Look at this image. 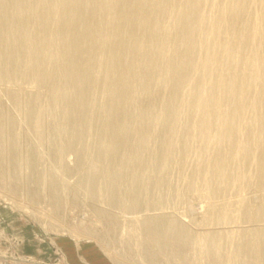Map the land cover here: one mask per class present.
<instances>
[{
  "label": "bare ground",
  "instance_id": "1",
  "mask_svg": "<svg viewBox=\"0 0 264 264\" xmlns=\"http://www.w3.org/2000/svg\"><path fill=\"white\" fill-rule=\"evenodd\" d=\"M258 3L263 8L255 12ZM18 78L45 87V94L9 91V98L18 109L23 103V117L39 138L43 131L50 135L48 156L57 163L51 169L72 171L64 160L71 151L84 171L74 184L57 183L56 201L75 202L82 194L123 216L142 211L146 197L154 196L133 218L140 234L135 246L147 264H188V249L200 264H264V0H0V83ZM248 109L252 118L242 124ZM14 125L0 102V171L20 146ZM238 134L246 139L238 141ZM191 139L201 143L200 160L187 189L202 178L213 196L218 187H242L247 179L259 202L248 206L241 197L234 217L247 225L229 227L234 218L226 210L205 217L197 229L174 214L166 224L164 213H150L162 209L164 198L151 188L171 187L166 174L182 163L179 155L190 154ZM25 148L26 178L20 159H12L6 167L12 183L46 189L40 153L34 145ZM91 158L118 161L115 173L99 174L100 188H111L107 198L94 194L98 175L84 168ZM248 162L254 181L240 170ZM141 165L144 172L129 171ZM92 210L117 224L110 209ZM101 241L107 252L113 248V241ZM114 264L131 263L120 257Z\"/></svg>",
  "mask_w": 264,
  "mask_h": 264
},
{
  "label": "rangeland",
  "instance_id": "2",
  "mask_svg": "<svg viewBox=\"0 0 264 264\" xmlns=\"http://www.w3.org/2000/svg\"><path fill=\"white\" fill-rule=\"evenodd\" d=\"M259 5L261 4L258 3L253 5L252 10L260 11L258 8L262 9L263 4L261 6ZM0 91L1 105L6 110L10 111L16 120V125H14V127L11 126V129L18 132L20 136L19 148L13 150L10 155L8 153V161L5 163L6 166L0 171V264H114V259L120 257L126 258L131 264H147L140 258L135 246V241L140 234L137 233L135 229L136 222L133 218L134 216L137 217L138 215L144 214V207L146 205H151L149 201H151V197L154 196L150 195L146 197L142 211L131 215L127 213L123 216L118 214L119 212L115 208L111 209L105 204L90 201L84 198L82 194L77 196V201L75 202H72L71 199L66 196H62L60 200L57 199L56 201L52 194L56 192L59 193L57 183L60 180L61 182L68 180L69 184H74L84 171L81 168L75 167V154L71 151H67L70 154L65 152L64 160L65 162L67 161L66 165L69 164L68 166L71 168L74 167V169L68 172L65 167H62L60 173H55L51 168L55 167L57 163L48 156V146L52 140L50 135L47 131H43L42 135L44 137L41 135L39 138L32 128V124L27 122L23 117L25 113L23 103L21 108L18 109L16 106H13L9 98V91H19L22 94L39 91L45 94V87H35L26 79L18 78L11 83H0ZM47 99L48 97L44 95L42 99H40V104L43 105ZM16 113H18V116ZM243 116L244 118H242ZM251 118L252 114L248 109L243 113L239 122L241 121L240 123L242 124L248 123ZM18 124L20 125L18 126ZM209 127V125H206L205 133L206 131L208 133L212 132V127ZM237 138L238 141L240 138L243 140L246 139V135L242 134L241 137V134H238ZM40 139L42 140L40 141ZM199 142V140L195 139L192 140V142L190 141V151H192V153L189 151L190 154L188 155H179L182 163L176 164V166L174 164L171 167V171L169 170L167 172L166 178L171 184L170 188H159L156 186L151 188L152 194L155 196L161 194L164 198L161 203L162 209L151 211L150 213H164L166 216L164 222L166 224H172L173 217L171 218V216L174 214L186 224L192 225L191 227L193 229H197L196 224H199L202 219L204 220L205 217L209 218L211 215H215L220 211L226 210L230 215H233V218L239 216L242 208L240 201L241 197L246 199V203L244 204L248 206L255 207L259 202V199L255 197L256 195L258 196L257 192H253V189L248 186L249 181L247 179L244 180V187L242 186L245 189L238 185V187L231 186L230 184L222 185L218 187L216 195L212 196L201 184L202 178H197L195 179V187L189 191L187 189V181L193 178V167L196 166L200 160V156L197 153L199 149L197 146L201 145ZM30 145H34L41 155V161L38 166L41 175L46 179V189L38 185L34 188L32 186L30 189L26 184H21L22 186L20 184H14L6 169V167H8V169L10 166L12 167V159L19 158L22 162V171L20 175L26 178L28 170L24 168L23 164L24 158L26 157L24 151L26 149L25 147L28 148ZM211 150V147H209L206 153L207 156L212 153ZM193 153H195V155ZM197 156H199V159ZM144 158L148 161L150 156L145 155ZM117 166L118 161L115 159H108L107 162H101L96 158H91L84 164V168L88 174H96L99 176V178L97 176L96 182H91L95 195L103 198H107L110 195L111 188H100L99 174L103 169L113 174L116 172ZM142 167V165L134 166L130 168L129 171L134 174H140L145 170L143 169L144 167ZM249 168H251V170ZM240 170L242 174L249 178H253L252 181L255 180V166L252 163H245L244 167L242 166ZM149 173L156 179L160 176L158 170H150ZM184 173L186 174L185 176ZM174 190L182 192L179 197L173 195ZM83 199H85L86 202ZM211 203H213V205ZM96 206L107 210L110 209L112 213L117 215V224L105 216L100 214L97 215V213L92 210V207L95 209ZM201 216L203 218H201ZM203 223L205 224L206 222L203 221ZM239 223L240 225L243 224L242 226L248 224L244 219L239 221L234 218L231 224H229V227L236 228V224ZM101 237H103L105 241H113L111 244V248H113L109 250L110 252H107L104 248ZM200 239L201 237L196 234L195 241H199ZM124 241H128V244L126 243L125 245ZM186 251H188V254L193 258L190 260L189 257L188 264H200L198 261L199 257L196 256L194 251L189 249Z\"/></svg>",
  "mask_w": 264,
  "mask_h": 264
}]
</instances>
